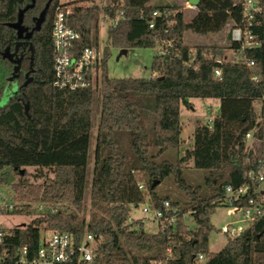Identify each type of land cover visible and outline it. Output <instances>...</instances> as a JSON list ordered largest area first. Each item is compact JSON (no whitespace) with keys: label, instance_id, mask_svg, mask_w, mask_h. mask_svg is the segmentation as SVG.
<instances>
[{"label":"trees","instance_id":"1","mask_svg":"<svg viewBox=\"0 0 264 264\" xmlns=\"http://www.w3.org/2000/svg\"><path fill=\"white\" fill-rule=\"evenodd\" d=\"M151 1L113 0L104 8L105 16L117 22L108 28L96 81L71 91L54 86V21L59 7L93 0H0V169L11 166L23 174L21 170L33 167L39 170L36 177H43L46 170L52 177L36 190L29 187L28 195L23 182L14 184L19 199L69 203L9 229L0 243V254L7 257L1 264H17L24 252L33 257L43 232L48 230L79 236L89 231L101 236L97 264H152L166 259L169 248L172 256L166 264H196L200 253L206 256L202 264H264V214L229 238L220 251L213 253L208 247L215 229L211 216L223 205L225 186L245 182L253 163L245 135L255 127L261 129L264 116V106L259 110L254 106L263 87L252 80L245 64L217 62L238 47L231 42L228 28L242 20L241 0H199L190 21L185 20L182 10L173 13L174 7L156 6ZM48 2L39 29L27 38L19 37L10 25L18 20L19 11L33 4L23 16V24L32 27ZM262 4L263 13L253 27L262 45L247 49L245 55L264 70V0ZM67 24L80 33L74 43L76 53L85 46L98 47L93 4L74 5ZM187 32L206 38L226 33L227 41L190 45L185 42ZM22 39L30 43L23 55L22 49H16ZM158 45H163L167 53L154 55L155 74L151 77L109 76L111 48ZM8 51L18 53L19 61ZM217 67L220 76L215 74ZM12 81L18 84L17 92L1 104ZM194 97L220 100L213 123L197 120L190 148L176 161L159 159L168 148L183 143L180 107ZM94 106L100 121L88 208L84 199ZM143 118L151 121V133ZM188 161L195 169L204 170L207 193L202 185L187 180L184 167ZM168 177L189 202H171L178 206V216L168 230L145 231L142 220H129L132 206L148 202L153 208H162L167 198L153 183ZM188 211L196 222L194 229L185 223L183 216ZM11 214L31 216L32 210L30 206H15Z\"/></svg>","mask_w":264,"mask_h":264},{"label":"built area","instance_id":"2","mask_svg":"<svg viewBox=\"0 0 264 264\" xmlns=\"http://www.w3.org/2000/svg\"><path fill=\"white\" fill-rule=\"evenodd\" d=\"M74 5L83 6V2L59 7L54 21L52 40L55 51L54 57V86L71 91L87 88L100 68L102 51L95 45L83 47L79 53L75 51V41L80 38V33L67 24V17L73 11ZM243 7L242 20L228 28L230 40L237 43V48L230 49L223 58H218L220 64L223 61L242 62L251 71V78L263 87L262 96L259 98L261 106H264V70L259 63L245 55L247 49L258 48L262 45L261 38L254 33L253 27L257 23L258 15L263 13L262 0H241ZM154 12V15H157ZM121 15L118 17L120 18ZM116 23L117 19L111 20ZM151 27L153 24L150 25ZM157 54H166L163 45L156 47ZM217 76L221 75V69H215ZM261 108V107H260ZM262 127H255L245 135V144L254 156L253 163L247 174V180L238 186H225L223 205L230 206L237 212H241L243 219L253 222L264 214V116ZM213 118L205 122L213 123ZM143 189V184L139 183ZM242 202H245L243 205ZM15 205L10 202H0V215H9ZM43 210V206H40ZM49 207L45 212H53ZM145 213L152 214V219L158 224V230L166 231L174 226L177 219L178 207L172 205L168 199L163 200L162 208H153L150 203L143 209ZM130 220V219H129ZM132 221V220H130ZM20 226V225H19ZM23 226V224L21 225ZM17 227V226H16ZM15 228V227H14ZM12 229V228H11ZM228 231V226L224 227ZM9 234V229L0 227V243ZM102 237L93 232H85L81 236L73 232L60 230H48L43 232L41 244L33 257H28L24 252L16 260L17 264H97V249ZM172 256L171 249L167 251L164 260L154 261L152 264H166ZM6 256L0 254V264L6 260ZM206 256L202 253L195 258L196 264H202Z\"/></svg>","mask_w":264,"mask_h":264},{"label":"rangeland","instance_id":"3","mask_svg":"<svg viewBox=\"0 0 264 264\" xmlns=\"http://www.w3.org/2000/svg\"><path fill=\"white\" fill-rule=\"evenodd\" d=\"M74 0H60L61 3L72 2ZM85 5L90 4L95 6V21L97 27L98 36V47L100 51L104 49L108 41V28L111 25V20L105 16L104 8L111 5L113 0H93V2H83ZM151 4L156 6H169L174 7L172 11L175 13L177 10H182L186 21H190L196 13V9L188 1L185 0H152ZM172 10V9H171ZM226 33L214 34L209 38L195 35L191 32L185 34V42L190 45L204 44L211 41H217L219 44H223L227 41ZM28 36H26L27 38ZM30 43L26 39H22L18 42L16 49H22L20 54H25ZM9 55V51L7 52ZM156 54V48H131L126 53L121 48H111V57L108 60V74L110 77L115 78H149L152 76V63L153 57ZM11 58H15L19 61V54H10ZM96 81V78L94 79ZM94 81V83H95ZM7 87L1 104L5 103L9 96L16 93L18 84L15 81L10 83ZM188 104H182L180 107L181 122L183 126L182 138L183 143L180 147L168 148L159 159H168L170 161H176L180 158L187 148H190L193 140V132L195 129V123L197 120L207 122L215 114H217L220 106V100L217 98H189ZM254 106L256 109H260L261 102L255 100ZM142 112V109H138ZM144 110V109H143ZM149 117L152 116L150 111H146ZM148 117V118H149ZM145 125L149 132H152V124L149 119L143 118ZM100 121V116L96 112L94 106V112L92 117V130H91V145H90V156L87 167V179H86V195L84 199L85 205L90 207V192L92 185L93 165H94V149L96 143L97 128ZM127 138L124 139V144L127 147ZM155 151V150H153ZM131 155V154H130ZM39 170L33 167L26 168L23 174L15 171L11 166L0 169V202H10L15 206H30L32 215L24 214H9L0 215V227L3 229H11L16 226L27 224L33 216L43 213V210H48L49 207L55 210L60 207H66L69 205L68 202H52V201H41V200H20L19 192L14 187V184L23 182L26 187V193L28 188L37 189V185L49 180L52 174L46 170H43V177H36L35 174ZM184 173L187 180L193 185H202L204 192H208L206 186H204V170L195 169L191 161H188L184 167ZM157 192L162 196L166 197L170 202H179L181 205L185 202H189V198L186 194L180 190L172 177H168L163 181H158L156 184ZM35 193V191H34ZM18 196V197H17ZM33 197L35 196L32 195ZM148 202L141 203L138 206H132L130 212V220H142L144 223V230L148 232H157L158 224L153 221L152 214L145 213L143 209L147 206ZM40 206H43V210H40ZM177 206V205H176ZM178 207V206H177ZM184 220L186 225L190 229L196 227V222L192 216L191 211L184 214ZM211 221L215 226V229L211 231L209 236V251L218 252L228 242L229 238L235 237L243 229L249 225V221L243 219L241 212L235 211L230 206L221 205L211 216ZM228 226L229 230L224 231V227Z\"/></svg>","mask_w":264,"mask_h":264},{"label":"water","instance_id":"4","mask_svg":"<svg viewBox=\"0 0 264 264\" xmlns=\"http://www.w3.org/2000/svg\"><path fill=\"white\" fill-rule=\"evenodd\" d=\"M33 2L35 0H32ZM51 0H49L50 2ZM49 2L47 3L46 7L41 11V13L39 14L38 17L34 18V23H33V26L32 27H29V26H26L23 24V16H24V13L25 11L30 7V6H33V4L31 5H28L26 6L24 9H21L19 11V15H18V20L12 24H10L12 27L16 28L17 31H18V36L19 37H26V36H30V34L35 30V29H39L42 21L44 20V17H45V13H46V9L48 7V4ZM188 2L193 5L194 7L197 6L199 0H188ZM123 52L126 53L127 52V49H123ZM10 55V54H9ZM26 111H28V105H26ZM23 172V170H21ZM158 182L155 181L153 183V187L157 184ZM25 224H23L24 226Z\"/></svg>","mask_w":264,"mask_h":264},{"label":"crops","instance_id":"5","mask_svg":"<svg viewBox=\"0 0 264 264\" xmlns=\"http://www.w3.org/2000/svg\"><path fill=\"white\" fill-rule=\"evenodd\" d=\"M236 1H240V0H236ZM193 9H195V8H193ZM127 51H128V49H127ZM153 74H155V73H153Z\"/></svg>","mask_w":264,"mask_h":264}]
</instances>
